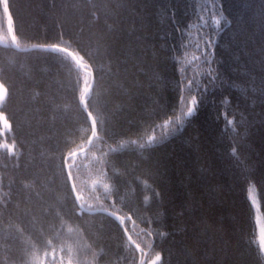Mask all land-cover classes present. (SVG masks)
I'll list each match as a JSON object with an SVG mask.
<instances>
[{
	"label": "trees",
	"instance_id": "16d2710c",
	"mask_svg": "<svg viewBox=\"0 0 264 264\" xmlns=\"http://www.w3.org/2000/svg\"><path fill=\"white\" fill-rule=\"evenodd\" d=\"M161 2L7 0L18 47H63L91 70L84 99L96 129L72 159L91 136L81 104L90 75L69 55L0 47V113L9 123L0 133V264L137 263L115 219L79 210L65 164L81 205L123 217L133 241L159 253L158 264H264L247 192L256 188L264 223V0H224L234 23L222 21L219 36L210 19L200 30L216 41L215 99L233 97L234 124L224 126L206 101L183 130L178 68L196 78L206 68L192 61L195 26L213 3L181 0L193 27L177 54L179 38H164L173 30L156 11ZM4 29L0 22L9 40ZM185 57L192 62L181 65Z\"/></svg>",
	"mask_w": 264,
	"mask_h": 264
},
{
	"label": "snow or ice",
	"instance_id": "6c2138e0",
	"mask_svg": "<svg viewBox=\"0 0 264 264\" xmlns=\"http://www.w3.org/2000/svg\"><path fill=\"white\" fill-rule=\"evenodd\" d=\"M212 3L213 7L208 10L207 14L198 15L200 23L195 26L198 29V39L196 40L195 47L199 55H194L192 57V61H199L200 64L206 65V68L199 71V78L186 75L187 69L183 66L178 68L180 79L177 84V89L179 90L177 106L180 107L182 115L177 118L176 123L180 130L184 129L185 121L191 123L199 118L206 101L212 102L217 106V119L223 120L224 126H232L236 119L235 115L229 111V108L235 107L232 96H221L219 99H215L217 91L215 85L216 82L220 80L219 66L216 64L215 60L217 44L208 32L205 31L201 34L200 31L209 27L210 19L211 26L214 27L216 35L219 36L221 32V22L223 21L225 24L231 26L234 21L226 14L224 0H212ZM180 4L181 0H162L159 9L156 10L159 15L171 23L172 30L175 33V35H173V32H170L166 34L164 38L168 39L171 37L173 40L179 38L178 42L173 45L177 54H179L180 50L185 46L184 38L187 35L186 30L193 27L190 23H185V21L190 19L186 14L187 5L185 4L182 10ZM262 7H264V5H262ZM202 8H207V5H202ZM241 15L243 14L241 13ZM192 61H189L188 58L185 57L184 60L179 63L183 65L189 64ZM200 64L197 65L198 70ZM233 91H235V89H233ZM239 120L241 123L246 122L243 115L239 116ZM169 123L170 121L165 118L161 127L167 128ZM262 123H264V121H262ZM175 130L176 129L173 131ZM235 151L236 149L233 148L232 152L235 153ZM237 163L239 164L240 161L238 160ZM260 163L261 166L264 167V159H262ZM248 180H250L252 186L257 185L254 174L248 177ZM249 199L253 210V224L255 226L257 223V210L253 205V201L256 198L249 197ZM254 235L260 253L264 254V232H256Z\"/></svg>",
	"mask_w": 264,
	"mask_h": 264
},
{
	"label": "rangeland",
	"instance_id": "374dc122",
	"mask_svg": "<svg viewBox=\"0 0 264 264\" xmlns=\"http://www.w3.org/2000/svg\"><path fill=\"white\" fill-rule=\"evenodd\" d=\"M5 96H6V89L3 86V84L0 82V105L4 102ZM8 129H9V124H8V122L6 120V117H5V115L3 113H0V133H3L4 131H6ZM251 192L254 194V191L251 190L250 193H249V197H253L251 195ZM257 200H258V198H257ZM258 203H259V201H258ZM253 205L256 207L257 220L259 221V223H256V225H255L256 232L257 233L264 232V223H263L262 217L260 216L261 220L259 218L258 204H257L256 199L253 201ZM259 208H260V206H259ZM262 255L264 257V254H262ZM159 258L160 257H159L158 253H152V254L149 255V257H148V259L146 261V264H157L158 261H159Z\"/></svg>",
	"mask_w": 264,
	"mask_h": 264
},
{
	"label": "water",
	"instance_id": "95a60500",
	"mask_svg": "<svg viewBox=\"0 0 264 264\" xmlns=\"http://www.w3.org/2000/svg\"><path fill=\"white\" fill-rule=\"evenodd\" d=\"M4 3H5V5H7V4H6V0H5ZM5 8H6V6H5ZM6 18H7V31H8L9 37H10V39H11V42L13 43V46H14L16 49H18V48L16 47V42H15V38H14V36H13V31H12L11 20H10V17H9V14H8L7 11H6ZM28 49H30V48H28ZM24 50H26V49H24ZM64 51H65L66 53H68V54L72 57V59L77 63V61L75 60V58H74V56L72 55L71 52H68L67 50H64ZM78 64L80 65V63H78ZM80 66H81V65H80ZM93 83H94V80H93V77H92V75H91L90 84H89V86H88V88H87L85 94H87V93L90 92V90H91L92 87H93ZM82 105H84V101H82ZM89 119H90V124H91V128H92V133H93L94 130H95V128H96V127H95V123H94V121L92 120L91 117H89ZM91 141H92V137L89 139V142H88V145H87L86 148L89 147ZM86 148H85V149H86ZM85 149H82V150H80L79 152H83ZM79 152H75V153H73V155H76V154H78ZM70 183H71V187H72V182L70 181ZM72 190H73V193H74V196H75V200H76V202H77V204H78V207H79L82 211H84V212H89V213H99V212H103V213H106V214L110 215L111 217L115 218V214H114V213H111V212L106 211V210H102V209L86 210V209H83V208L80 206V204H79V201H78L77 195H76V193L74 192L73 187H72Z\"/></svg>",
	"mask_w": 264,
	"mask_h": 264
},
{
	"label": "bare ground",
	"instance_id": "6f19581e",
	"mask_svg": "<svg viewBox=\"0 0 264 264\" xmlns=\"http://www.w3.org/2000/svg\"><path fill=\"white\" fill-rule=\"evenodd\" d=\"M5 6H6V8H5ZM3 13H4V17H5V21L4 20H1L0 22L1 23H4L5 24V27H6V29H4V30H6L7 31V18H6V11L8 12V8H7V5H5V3H4V1H3ZM9 14V13H8ZM5 34H6V32H5ZM7 35H8V31H7ZM1 38V43H0V47L3 49V50H12V48L15 50V48L12 46V43H11V41H10V39L9 40H7L5 37H0ZM57 46H49V45H37V44H32V45H30V46H26L25 48H30L31 50H37V49H42V50H50V51H54L53 49L54 48H56ZM22 52L23 51H25V50H21ZM7 120V119H6ZM8 122V121H7ZM9 124V123H8ZM9 131V129L8 130H6V131H4L3 133H5V132H8ZM68 158V157H67ZM67 158H66V160H67ZM65 169H66V173H67V175H68V169H67V166H66V164H65ZM68 177H69V175H68ZM78 201H79V199H78ZM249 202H250V200H249ZM262 214V213H261ZM61 225H64V226H67L68 225V223L67 222H62V223H60ZM147 235L148 236H154V235H158L156 232L155 233H147ZM252 237H253V235H252ZM152 244H153V241L151 242Z\"/></svg>",
	"mask_w": 264,
	"mask_h": 264
}]
</instances>
